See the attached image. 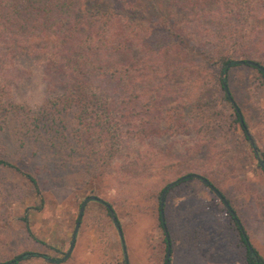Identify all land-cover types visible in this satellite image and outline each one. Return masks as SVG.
Instances as JSON below:
<instances>
[{
    "label": "rangeland",
    "instance_id": "1",
    "mask_svg": "<svg viewBox=\"0 0 264 264\" xmlns=\"http://www.w3.org/2000/svg\"><path fill=\"white\" fill-rule=\"evenodd\" d=\"M114 4L115 0H94L88 10L95 5L105 9ZM138 5L142 10L143 30L152 23L183 24L187 15L185 7L173 6L166 0H138ZM248 33L255 40L251 44L258 52L253 59L264 64V18H250ZM237 47V43L230 41L226 50ZM46 55L43 51L39 54L23 51L16 58L0 59V100L16 104L0 106V157L32 172L39 186L38 193L31 192L20 174L0 167V263L13 260L23 251H38L47 254L48 259L29 257L11 264H124L118 230L112 218L107 220L101 211L103 204L95 200L86 203L74 247L62 259L69 248L82 200L96 195L113 205L124 239L127 264H163L166 254L161 239L164 235L155 225V196L167 183L190 172L207 173L225 191L238 211L250 244L264 257V173L238 124L233 122V111L218 87L216 73L202 63L204 71L199 75L184 71L171 73L170 77L156 75L157 86L171 82L167 88L151 91L148 98H155L158 106L172 105L176 102L177 90L187 92L183 100L188 102L183 123L191 126L190 131L169 132L163 117L155 123L158 131L149 133V137L124 139L119 148L116 145L118 152L106 159L95 156L93 149L76 144L74 151L66 144L64 155L56 153L54 158H49L34 153L29 145L32 136L24 138L26 147L20 142L28 126L27 118L41 112L49 99L62 92V86L52 84L46 73ZM245 57L240 55L237 60ZM228 76L232 102L249 123V133L262 158L264 84L255 69L247 64H235ZM91 90L100 97H111L96 87ZM141 97L148 99L147 95ZM193 108L213 111L225 121L224 128L202 126L203 122L193 116ZM133 118L136 124H145ZM39 146L46 145L41 141ZM169 162L174 165L163 167V163ZM184 200L190 201L189 206L204 208L197 215L198 223L222 230V241L207 264H247L246 248L226 207L211 189L196 178L183 182L173 191L169 202L181 205ZM24 215L32 235L25 230ZM155 246L161 248L159 256L154 255Z\"/></svg>",
    "mask_w": 264,
    "mask_h": 264
},
{
    "label": "trees",
    "instance_id": "2",
    "mask_svg": "<svg viewBox=\"0 0 264 264\" xmlns=\"http://www.w3.org/2000/svg\"><path fill=\"white\" fill-rule=\"evenodd\" d=\"M93 1L0 0V59L16 58L23 51L30 54L46 52V73L52 79V84L62 86L61 94L49 99L41 112L27 118L28 126L20 138L24 147V138L32 136V144H28L34 148V153L44 157L54 158L56 153L64 155L66 144L71 145L69 148L72 152L76 144L84 149H93L95 156L106 159L118 152L116 145L119 148L124 139L149 137V133L158 131V128L155 130V123L163 117L167 122L165 129L169 132L190 131L191 126L183 123L184 108L188 103L183 100L187 92L175 90L178 93L176 102L165 106H158L155 98L148 96L159 87L167 88L171 82L157 86L156 75L170 77L171 73L177 71L199 75L204 71L201 64L205 63L209 71L217 74L218 87L233 111V122L238 124L252 155L257 158L260 150L254 139L251 141L248 137L249 123L241 113L240 120L230 98L233 94L228 75L240 55H246L245 58L264 67L261 61L253 59L258 52L251 44L255 40L248 33L250 18H264V0H166L173 6L186 8L183 24L152 23L144 30L141 28L142 10L138 0H115L112 7L101 9L95 5L88 10ZM230 41L237 43L238 47L228 51L226 46ZM249 66L255 69L264 84L263 72L258 67ZM224 83L228 86L230 97ZM93 87L111 95L110 99L93 93ZM142 95H147L148 99L142 100ZM194 102L192 98L190 103ZM15 105L0 100V106ZM193 109V116L203 122L202 126L224 128L225 121L217 118L213 111ZM133 117L145 124H136ZM41 141L46 145L44 148L39 146ZM215 155L213 159L218 156ZM262 158L264 160L263 154ZM139 161L142 162V158ZM162 165L170 168L174 164L169 162ZM0 167L13 169L22 176L31 192H39L37 178L32 172L22 170L3 157H0ZM143 169L146 170V167ZM225 169L228 168L225 166ZM145 172L150 173V170ZM194 173L205 176L230 204L235 216L228 210L227 213L240 242L246 248V263L264 264V257L256 248L252 246L253 252L249 251V235L243 225L240 227L236 222L235 218L239 219L238 211L225 191L211 181L207 173ZM191 179L178 182L167 190L163 205L164 221L160 213L163 188L154 200L155 225L164 235L161 244L165 254L167 246L171 247V264H207L198 255L186 256L187 252L196 249L195 239L202 237V232L183 230L182 220L188 213L184 214L186 212L169 202L173 191ZM107 203L113 206L110 201ZM101 211L107 220L112 218L106 206L103 205ZM22 220L25 230L32 235L27 215ZM170 224L175 228L179 226L178 230H173ZM191 239L193 242L190 243ZM153 252L159 256L160 246H155ZM29 257L48 259L45 253L23 251L13 260L16 262L18 258ZM122 262L127 264L124 257ZM165 262L166 255L163 264Z\"/></svg>",
    "mask_w": 264,
    "mask_h": 264
},
{
    "label": "water",
    "instance_id": "3",
    "mask_svg": "<svg viewBox=\"0 0 264 264\" xmlns=\"http://www.w3.org/2000/svg\"><path fill=\"white\" fill-rule=\"evenodd\" d=\"M236 64H247V65H251V66H255V67H258L264 74V67H262L260 64H258L257 62L253 61V60H250V59H239V60H236L235 62ZM224 89L227 93V95L230 97V93L228 91V86L224 83ZM231 98V97H230ZM232 100V98H231ZM234 104V103H233ZM234 107L235 109L237 110V112L239 113V118L240 120H242V116L237 108V106L234 104ZM248 137L251 141L252 140V137L250 136V133H248ZM257 160H258V163L259 165L262 167V169L264 170V160L258 155L257 156ZM189 178H196V179H199L201 180L205 185H207L211 191L222 201V203L224 204V206L226 207V209L233 215L235 216V213L234 211L232 210L230 204L228 203V201L226 200V198L222 195V193L218 190V188H216L205 176H202L198 173H189V174H185L179 178H176L175 180L167 183L163 189H162V192H161V195H160V213H161V218L162 220L164 221V210H163V205H164V202H165V196H166V192L167 190L176 185L178 182H181V181H184L186 179H189ZM90 200H95V201H98V202H101L102 204H104L111 216H112V220H113V223L114 225L116 226L117 230H118V234L120 236V240H121V243H122V250H123V254H124V259L128 260L127 258V254H126V248H125V245H124V239H123V236H122V231L120 229V225L118 223V220L114 214V210L112 209V207L110 206L109 203H107L106 201H104L103 199H101L100 197L96 196V195H88L86 196L81 204H80V207H79V210H78V215H77V219H76V222H75V225H74V228H73V231H72V234H71V240H70V244H69V248L68 250L66 251L64 257L62 259H65L66 257H68L74 247V243H75V240H76V235H77V232H78V229H79V226H80V223H81V218H82V215H83V211H84V208H85V204L90 201ZM236 222L238 223V225L240 227H242L240 221L238 218H235ZM166 238L168 239V234H166ZM247 246H248V249L250 252H253V247L252 245L250 244V242L247 240ZM170 251H171V248H170V245L167 246V249H166V262L165 264H170ZM20 259V258H18ZM15 260H11V261H8V262H5L4 264H11L13 263Z\"/></svg>",
    "mask_w": 264,
    "mask_h": 264
},
{
    "label": "crops",
    "instance_id": "4",
    "mask_svg": "<svg viewBox=\"0 0 264 264\" xmlns=\"http://www.w3.org/2000/svg\"><path fill=\"white\" fill-rule=\"evenodd\" d=\"M189 202L190 201L187 202L186 200H184L181 205L176 204V203L174 204L172 202L175 208L179 207L181 210L186 212L184 214L188 213V215L184 216L182 220L181 228H183V230L191 229V230H196V231L200 230L202 232L200 234L202 237H200L198 240L195 239L197 241L196 249L187 252L186 256H189L191 254L198 255L200 256V260L203 263H206L207 261H211L212 257L216 254V249H217L216 247L220 245L222 241L221 240L222 230H219V229L217 230V228H206L202 226L200 223H198L197 215L200 214V212L203 211L204 208L202 209L200 208L201 206L198 207V205H196L195 207L193 205L189 206L190 204ZM191 203L193 204V202ZM187 216L189 219L187 218ZM170 226H172L173 230L175 229L178 230L179 228V226L175 228L172 224H170ZM187 226L189 228H187ZM191 242H193L192 239L190 240V243ZM170 264H171V261H170Z\"/></svg>",
    "mask_w": 264,
    "mask_h": 264
}]
</instances>
